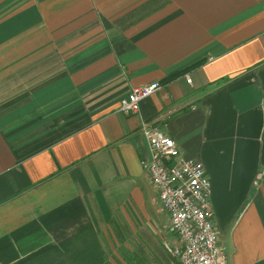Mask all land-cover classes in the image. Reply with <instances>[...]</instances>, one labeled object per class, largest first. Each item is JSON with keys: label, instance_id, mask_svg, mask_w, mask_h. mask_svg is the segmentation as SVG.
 <instances>
[{"label": "crops", "instance_id": "0c3cea01", "mask_svg": "<svg viewBox=\"0 0 264 264\" xmlns=\"http://www.w3.org/2000/svg\"><path fill=\"white\" fill-rule=\"evenodd\" d=\"M141 122L203 164L226 264H264V0H0V264H172Z\"/></svg>", "mask_w": 264, "mask_h": 264}, {"label": "built area", "instance_id": "2783aa9c", "mask_svg": "<svg viewBox=\"0 0 264 264\" xmlns=\"http://www.w3.org/2000/svg\"><path fill=\"white\" fill-rule=\"evenodd\" d=\"M190 83V80H186ZM159 82L134 86L119 102V111L138 115L140 104L160 89ZM140 131L148 151L141 166L157 191L159 206L168 217L169 232L175 243L165 249L172 264H226L225 252L218 245L210 205L211 183L203 164L186 159L176 141L149 122Z\"/></svg>", "mask_w": 264, "mask_h": 264}, {"label": "rangeland", "instance_id": "374dc122", "mask_svg": "<svg viewBox=\"0 0 264 264\" xmlns=\"http://www.w3.org/2000/svg\"><path fill=\"white\" fill-rule=\"evenodd\" d=\"M119 264H129V262H128V260L126 259V257L123 255L122 256V254H119Z\"/></svg>", "mask_w": 264, "mask_h": 264}, {"label": "trees", "instance_id": "16d2710c", "mask_svg": "<svg viewBox=\"0 0 264 264\" xmlns=\"http://www.w3.org/2000/svg\"><path fill=\"white\" fill-rule=\"evenodd\" d=\"M174 77H176V76H174Z\"/></svg>", "mask_w": 264, "mask_h": 264}]
</instances>
